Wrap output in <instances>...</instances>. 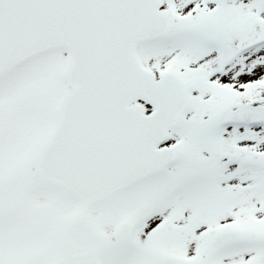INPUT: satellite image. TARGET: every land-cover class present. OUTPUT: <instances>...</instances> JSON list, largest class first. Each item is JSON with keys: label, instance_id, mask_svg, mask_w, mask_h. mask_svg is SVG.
<instances>
[{"label": "snow or ice", "instance_id": "1", "mask_svg": "<svg viewBox=\"0 0 264 264\" xmlns=\"http://www.w3.org/2000/svg\"><path fill=\"white\" fill-rule=\"evenodd\" d=\"M0 264H264V0H0Z\"/></svg>", "mask_w": 264, "mask_h": 264}]
</instances>
